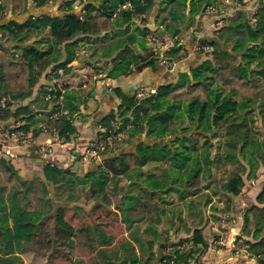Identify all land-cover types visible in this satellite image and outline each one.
<instances>
[{
	"label": "trees",
	"instance_id": "obj_1",
	"mask_svg": "<svg viewBox=\"0 0 264 264\" xmlns=\"http://www.w3.org/2000/svg\"><path fill=\"white\" fill-rule=\"evenodd\" d=\"M32 1L38 12L27 13L25 3L17 5L14 11L26 12V16L0 23V49L4 51L0 55V117L22 116L23 123L14 131L27 133L34 128V134H38L42 128L34 118L45 113L48 130L64 142L71 140L77 130L74 116L49 117L59 105L64 83L61 87L41 86L38 110L32 105L20 106V102L33 94L49 68L67 71L69 63L86 48L101 51L104 63L111 57L112 68L105 77L129 74L141 59L136 47L138 37L131 31L135 18L147 20L155 14L157 25L163 27L164 40L183 33L185 27H194L191 38L195 44L198 41L197 51L204 57L189 71L181 72L176 81L159 84L147 97L138 98L136 93L127 94L114 87L120 104L100 123L109 129L112 118L124 116L128 120L124 124L130 122L131 136L140 135L147 123V134L152 137L138 141L134 151L127 148L118 153L120 145L110 147L99 168L84 176L47 161L43 176L30 181L23 180L14 166L0 159V264H27L22 256L23 239L31 241L38 234L44 216L55 209L54 200L68 201L70 197L63 195L78 182L95 185L93 194L106 206L124 191L125 200L119 206L130 239L121 243V252H113L108 245L114 235L105 232L100 223L81 224L76 230L57 224L55 233L63 239L66 253L73 259L71 264H152L162 242L169 244L159 264H194L209 244L195 241L193 235L174 239L172 231L187 220L181 207H167L173 204V197L166 194L175 191L183 201L189 197L186 190L202 173H219L223 177L222 194L230 205L221 207L226 215L233 198L241 195L246 179H256L264 166V0H231L228 5L224 0H78L79 8L77 0H64L60 11L50 12L42 8L53 0ZM126 2L132 7L120 9ZM210 6L219 9L213 16L223 14L224 9L226 12L219 19L221 24L207 32L197 19ZM4 9L0 3V15ZM5 39L13 44L6 46ZM181 48L174 41L166 50L169 67L187 58L188 53L180 52ZM151 51L148 64L161 63V52ZM58 73L49 75L56 77ZM129 113L132 119L126 117ZM257 120L260 125L255 127ZM220 136L225 139L218 144L226 148L213 152L212 138ZM151 162H162L169 168L162 175H147L143 167ZM121 175L140 179L120 187L115 183ZM205 198L207 203L212 202L211 194ZM187 201L195 224H204L208 218L197 201ZM165 222L169 227L160 229ZM238 240L258 264H264V181L256 202L244 211Z\"/></svg>",
	"mask_w": 264,
	"mask_h": 264
},
{
	"label": "crops",
	"instance_id": "obj_2",
	"mask_svg": "<svg viewBox=\"0 0 264 264\" xmlns=\"http://www.w3.org/2000/svg\"><path fill=\"white\" fill-rule=\"evenodd\" d=\"M158 1L159 0H157V2ZM0 2L5 8L4 13L0 15V23L11 18H23L26 16V12L19 14L14 11L13 8L17 7L16 4H11L10 8H7L4 0H0ZM25 6L26 10L28 9L27 13H36L35 10L39 9L35 7L32 0H28V4ZM212 12L213 11H206L200 19H197L200 22V26L207 32L214 30L212 25L217 20H215V18H218L213 16L214 14ZM197 18H199V15ZM162 29V25H157L155 14H152L147 20H143L142 22L137 20L132 21L131 31L138 37L136 47L141 59L138 63L132 65V69L129 74L117 77H105L106 72L112 68V62L110 61L111 57L108 58L109 61L107 63L102 65L101 62H97V71L94 72L92 65L83 62V55L81 51L80 56L73 62L69 63L67 71H61L58 73V76L53 77L49 75L52 69L49 68L47 70L48 75L45 73L41 77L39 83L34 88L33 94L27 99L21 101L20 106L32 105L34 110H38L36 100L38 99L39 89L41 86L49 85L52 87L56 84L61 87L64 83L65 88L62 90L64 96L63 106L67 110V114L74 116L77 128L76 132L72 135L71 140L67 141L68 144L58 139L57 136L48 129L42 130L38 134H34V128H31L30 131L27 132L30 136H34L37 143L52 142L54 152L50 155V162L54 161V163L59 165L61 164L67 169L75 170L81 175H85L87 172L97 169L99 164L98 162L75 161L74 154L80 153L81 150L85 149L90 142L96 138L100 130V120L105 115L113 113L117 110L121 98H119L114 91V87L119 86L127 94H135L137 89L140 87L156 88L159 84L176 81L181 72L189 71L192 65L199 63L203 59L204 55L197 51L196 44L191 38L194 27H185V31H183V33H180L173 38L168 37L165 40L163 37H161L162 39H158L155 36L158 32L161 34ZM149 30L152 31L153 37L155 36L154 38L158 40L157 46H151L148 43V39L150 42V37L147 38L144 32ZM185 34H187V36ZM174 41H177L178 45L182 47L180 52L188 53L186 59L177 62L172 67H169L168 64H165L163 61V63L161 62L156 65L148 64V57L152 52L151 50L160 51L163 56ZM92 53L93 55L87 56H93L106 61L105 57L100 54L101 51H92ZM0 55H4V51L1 49ZM44 116L45 113H38L34 118L38 126H40V123L44 120ZM22 123V116H12L8 119H2L0 117V159L7 161L14 166L23 180L30 181V179L34 176H43V166L46 163V160L38 146L24 144L22 140H16L13 137V129ZM152 166H154V164ZM156 166H158L157 163L155 164V167ZM143 170L147 173V175L152 174V171L149 173L147 172V165L143 167ZM156 174L158 175V173ZM127 180L131 181V178L128 177L126 181ZM129 181L127 182L129 183ZM250 181L251 183H247L246 180V188H244L243 193L233 198L232 209L229 213H226L228 219L225 220L222 216L221 221L217 222L215 213H211V220H206L204 224L200 226H197L195 222L189 219V221H186L188 222L187 224H177V230L175 232L172 231V233H174V239L176 237L181 238L193 235L195 237V241L207 242L209 244L206 252L196 262H194V264H258L257 259L255 257H251L243 246L236 242L237 236L240 235L243 227L244 211L248 205L256 202V195L260 190L262 182L264 181V173L262 175H258L256 179H250ZM72 188H74L73 185ZM205 190L207 192H205L204 196L207 197L210 189ZM69 197L70 199L68 201L54 200L55 209L44 216V224L39 228L37 233L43 232V229L46 226L50 227V230L53 229L54 232L57 224L69 227V225H67V223H69L67 215L72 206V210H75V212L78 213H80V208H88L87 205L81 201H77L75 203L72 192ZM209 203L212 204V202ZM75 204L77 205L75 206ZM103 205L105 204L98 203L96 207L97 209H104L102 211L107 215L111 214L110 211L120 214L114 200L113 203L110 206L107 205L106 208H104ZM99 215L100 213H97V216ZM218 215L221 218L220 212ZM70 217L72 218V216ZM80 218H82V216H75V218H73V221H77L79 224L77 228L81 224H90L81 223ZM50 220H53L51 225L49 222ZM97 223H99V220ZM122 223L125 226V236H123L124 239H122V243H125L130 238L127 234L125 222L123 221ZM102 227L108 234H113L114 236L117 234L116 230L113 229L112 226L107 227L102 225ZM115 242L116 238L114 237L113 242L108 245V247H111ZM168 244L169 242H162L159 246L156 259L152 264H159V259L165 254V249ZM118 250H121V248ZM22 256L27 264H31L24 256V253H22ZM72 261L73 260H71V262Z\"/></svg>",
	"mask_w": 264,
	"mask_h": 264
},
{
	"label": "rangeland",
	"instance_id": "obj_3",
	"mask_svg": "<svg viewBox=\"0 0 264 264\" xmlns=\"http://www.w3.org/2000/svg\"><path fill=\"white\" fill-rule=\"evenodd\" d=\"M59 0H53L49 6L42 8L43 11H47L50 12L51 10H57L60 11V6L63 3L64 0H62L61 3L58 2ZM5 2V6L7 8H10V5H19V6H23L24 3L27 5L28 2L25 0H4ZM76 8L80 7L79 1L77 0L75 2ZM209 8V7H208ZM218 8L217 6H214L213 8H209V10L207 11H213L212 13L215 14L216 12L218 13ZM39 10H37L36 12H38ZM226 10L224 9L222 11L223 14H225ZM21 14V13H19ZM223 14H220L219 16L216 15L218 17V19L216 20V22L212 25L214 28H216L217 25L221 24L222 20H219ZM134 20L140 21L142 22L144 19H141L140 17L135 18ZM219 20V21H218ZM206 21V20H203ZM148 27V26H147ZM150 29V28H149ZM144 34L148 37H150V42L148 39V43L151 46H157V42L158 39H162L160 36L161 34L158 32L155 36L156 38L153 37V33L151 30L149 31H145ZM34 37L30 38V42H33ZM4 43L6 46L8 45H12L13 43L11 42L10 39H5ZM198 41L196 40V48H198ZM88 49V48H87ZM87 49H83L82 50V59L83 62H85L86 64L92 65L93 66V70L94 72L97 71L96 65L97 62H101V65L104 64V60H101L99 58H95L93 56H87V55H93L92 50H87ZM162 61L164 63L169 64V60L168 57L164 56L162 57ZM100 65V64H99ZM148 95L144 96L147 97ZM255 116V115H253ZM126 117L128 118H133L132 115L129 113L126 115ZM257 117V116H255ZM113 120L116 121V127H115V133H114V138H112V144L109 146L110 147H115L116 145H120V149L117 150V152H123L124 149H127L128 151H134L137 145V142L140 141L142 142L143 140L146 139H151L152 136H149L147 134L146 128L148 127L147 123H144V129L141 131L140 135L135 134L134 136H131V125L130 122H128L126 125L124 124L125 122H127L128 120L125 119L124 116H117V118H112ZM249 122L250 124H252V121L249 118ZM257 127L258 125H260V122L257 120V124H255ZM252 131L256 132V128H253ZM258 133V132H257ZM225 138L223 137H217V138H212V143L214 145V147L212 148L213 152H216L219 148L220 149H225L226 145H224L223 143L220 145L218 144L219 141L224 140ZM203 139H200L199 144L202 145ZM200 153H202V150H200ZM75 157V154H74ZM103 159H104V155H103ZM75 160V158H74ZM76 161V160H75ZM103 161V160H102ZM100 162V161H99ZM102 163V162H101ZM101 163L98 164L97 168H99V166L101 165ZM158 164V166L155 167V164ZM154 164V166H152ZM168 166H165L162 162H151L149 164H147V172L149 173L150 171H152V174H163L164 172L166 173L168 170ZM95 170V169H94ZM75 171V170H74ZM259 175H262L264 173V166H261L259 168L258 171ZM77 174H79L77 172ZM81 175V174H79ZM150 175V174H149ZM81 176H84L81 175ZM144 176V175H143ZM141 176V177H143ZM246 176V175H245ZM128 178V176H123L121 175L120 178L118 179V181L115 183V185L118 186H122L124 187V185L128 184L126 179ZM247 178V176H246ZM134 179H140L138 177H133L131 179V181H133ZM250 179L252 178H247V183H251ZM129 181V183L131 182ZM125 183V184H124ZM222 183H223V177L221 174L219 173H212V175H203V173L194 180L193 184L191 187H189L186 192H188L189 197H187V199L180 201V198L178 197V195L176 194L175 191H172L171 193H167L166 196H170L173 197V204L172 205H167L168 208H176V207H181L183 210V216L185 217V219L187 221H189V219L191 221L194 222V218L191 216V214L189 215V209L187 205V200L190 199H195V201H197V206H200V209H202L204 211V215L206 217H208L207 221H210V215L211 213H215L216 216V221L220 222L222 219V216L224 217V219H228V217L224 214L225 211H221V207L225 208L226 205L229 206L230 205L228 202H226V197H224V195L222 194ZM90 185L91 183H87L82 184V183H75L73 184V187L71 190H67L65 192V194L63 195V197L68 198V196L70 195V193H73V200L76 203L77 201H81L82 203L86 204L88 208H80V213L75 212V210H71L68 211V215L67 218L69 220V223H67V225H69L70 227H72L74 230H76L77 226L79 225L77 221H73V218H75V216L81 217L80 218V222L81 223H90V224H95L98 222L101 223L104 226H112L113 229L116 230V235L114 236L116 238V242L113 243V245L111 247H108L109 250L113 251V252H121V250H118L121 248V243L123 242L122 239L125 232V226L122 223L123 222V218H122V211L120 209V206L123 204L122 201L125 200L124 198V191L122 190L121 193H119L118 195L113 196V200L115 202V204L117 205L118 210L120 211V214H117L116 212H111L110 210V215H107L105 212L103 213L102 210L104 209H97L96 205H98V203H100L101 199L97 198L94 194H93V186L95 185H91V189H90ZM209 186V187H207ZM246 188V186L244 187ZM243 188V191H244ZM125 189V188H124ZM205 189H210V192H208V194H211V199L213 204V207L215 205H217L218 207L213 209V207L211 206L212 204L207 203V199L205 198V192H207ZM242 191V193H243ZM192 195H191V194ZM198 193V194H197ZM197 194V195H196ZM78 198V199H77ZM122 203V204H121ZM74 205V203H73ZM77 204H75L76 206ZM120 205V206H119ZM104 208H106V205H103ZM219 212L221 213V218L218 215ZM63 213V212H62ZM73 213V214H72ZM97 213H100L99 216H97ZM72 216V218L70 217ZM105 217V218H103ZM65 220V219H64ZM213 220V219H212ZM53 220H50V225L52 223ZM215 221V220H213ZM186 222V221H185ZM216 222V223H217ZM188 222H186L187 224ZM182 225V224H181ZM161 229H163L164 227H169L168 224L165 222L163 225H160ZM43 232L38 233L31 241H27L26 239H23V253L24 256L26 257V259L31 263V264H70L71 259L68 254L66 253V248L65 245L63 243V239L60 238L58 235H56V233L54 232V230H50V227L46 226ZM173 241V240H171ZM170 241V242H171ZM237 242V241H236ZM242 240H238V243H242ZM167 250V249H166Z\"/></svg>",
	"mask_w": 264,
	"mask_h": 264
},
{
	"label": "built area",
	"instance_id": "obj_4",
	"mask_svg": "<svg viewBox=\"0 0 264 264\" xmlns=\"http://www.w3.org/2000/svg\"><path fill=\"white\" fill-rule=\"evenodd\" d=\"M225 4L228 5L231 3V0H224ZM1 3V2H0ZM132 7L131 2H126L123 4L120 9L122 8H128ZM214 6H210L209 8H213ZM212 48V47H211ZM208 46H205V49H211ZM63 69H57L53 70L51 69V72H61ZM152 92H155V88L148 89L146 87H140L136 91V96L138 98H144V96L151 94ZM51 98V93H48L46 96V99ZM5 99L2 100V103ZM58 103L56 110L53 114H51L49 117H58L63 114H67V110L64 108V96L63 93H61L58 97ZM47 120L48 116H44V120L40 123V127L42 130H47ZM112 127L107 128L106 126L100 125V130L98 135L95 139H93L90 144L83 150H81L80 153L75 154V160L79 162H98L101 163L103 160V155L109 149V146L112 144V138H114L115 133V127H116V121L111 119ZM13 137L16 140H22L24 144H28L30 146H38L41 153L45 156L46 162L49 161L50 155L54 152V146L52 142H44V143H37L33 135H29L25 133L22 130H15L12 132ZM68 144V142H66ZM100 161V162H99ZM225 264V263H222Z\"/></svg>",
	"mask_w": 264,
	"mask_h": 264
},
{
	"label": "water",
	"instance_id": "obj_5",
	"mask_svg": "<svg viewBox=\"0 0 264 264\" xmlns=\"http://www.w3.org/2000/svg\"><path fill=\"white\" fill-rule=\"evenodd\" d=\"M58 2H59V3H61V2H62V0H59Z\"/></svg>",
	"mask_w": 264,
	"mask_h": 264
}]
</instances>
